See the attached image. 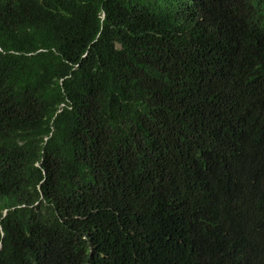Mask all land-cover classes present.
Masks as SVG:
<instances>
[{
	"label": "trees",
	"instance_id": "trees-1",
	"mask_svg": "<svg viewBox=\"0 0 264 264\" xmlns=\"http://www.w3.org/2000/svg\"><path fill=\"white\" fill-rule=\"evenodd\" d=\"M0 264H264V0H0Z\"/></svg>",
	"mask_w": 264,
	"mask_h": 264
}]
</instances>
